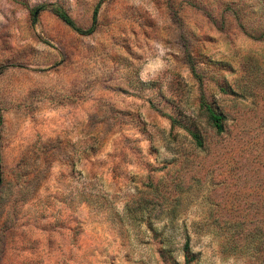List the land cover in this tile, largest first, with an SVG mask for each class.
<instances>
[{"label": "rangeland", "instance_id": "1", "mask_svg": "<svg viewBox=\"0 0 264 264\" xmlns=\"http://www.w3.org/2000/svg\"><path fill=\"white\" fill-rule=\"evenodd\" d=\"M191 256L264 264V0H0V264Z\"/></svg>", "mask_w": 264, "mask_h": 264}, {"label": "trees", "instance_id": "2", "mask_svg": "<svg viewBox=\"0 0 264 264\" xmlns=\"http://www.w3.org/2000/svg\"><path fill=\"white\" fill-rule=\"evenodd\" d=\"M44 7V5L37 7L36 9ZM52 11L54 14L66 25H68L70 28L73 30L82 33V34H89L93 32L94 29V24L91 25V27L87 29H81L79 28L73 19L70 17V15L61 7H54L51 6ZM98 11V4L96 5L94 11H93V23L96 20V14ZM201 104L205 106L206 110V117H207V122L210 125V127L218 134L222 133L224 131V120L225 116L222 113L216 112L210 105H208L205 101L204 98L201 97ZM172 123H175V121L170 118ZM184 129L187 130L188 134L191 136L192 141L194 145L197 148H203L204 146V141L202 136L187 128L186 126L182 125ZM244 221L238 222L234 224L233 230L229 231L228 234L226 235V243L228 245L226 246L228 250L232 254H240L243 248L247 246V243L251 241V237L253 236V233L251 231H246L243 232V230H246V228L242 227ZM184 249L188 250L189 249V237L186 235L185 238V243H184ZM188 254V251L186 252ZM185 254V255H186ZM194 258L191 256L189 258H186L184 261V264H189Z\"/></svg>", "mask_w": 264, "mask_h": 264}]
</instances>
